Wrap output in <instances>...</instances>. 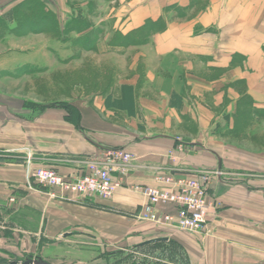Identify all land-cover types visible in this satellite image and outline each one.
Here are the masks:
<instances>
[{
	"label": "crops",
	"instance_id": "obj_1",
	"mask_svg": "<svg viewBox=\"0 0 264 264\" xmlns=\"http://www.w3.org/2000/svg\"><path fill=\"white\" fill-rule=\"evenodd\" d=\"M63 1L51 0L59 19L65 10L73 17L81 11L64 8ZM76 1L101 31L93 47L73 59L92 60L101 76L108 68V81L66 105L33 111L8 104L10 114L20 118L8 120L0 146L24 157L29 153L32 167H49L68 178L83 174L109 148H124L136 159L109 198L72 193L52 198L35 181L26 185L24 163L6 159L0 163V198L7 197L9 184L43 234L88 228L129 236L145 202L132 184H153L154 175L170 167L220 169L208 190L214 204L210 234L200 236L205 261L264 264V228L247 223L264 221V151L255 155L260 168L254 169L239 158L252 152L233 143L264 137V115L237 116L242 108L264 110V0ZM44 35L43 50L49 44L60 48V40ZM29 50L18 49L17 58L32 61Z\"/></svg>",
	"mask_w": 264,
	"mask_h": 264
},
{
	"label": "rangeland",
	"instance_id": "obj_2",
	"mask_svg": "<svg viewBox=\"0 0 264 264\" xmlns=\"http://www.w3.org/2000/svg\"><path fill=\"white\" fill-rule=\"evenodd\" d=\"M27 1L29 0H0V144L4 142L8 120L20 118L10 114L8 104H15V109L22 107L33 111L51 104L66 105L75 98L88 97L91 91L95 88L99 90L108 81V68H102L104 72L101 76L92 60L73 59L81 57L92 48L101 31L100 23L80 8L81 2L63 1L64 8L78 6L81 11L73 17L65 10L59 19L51 0H37L44 10L53 12L57 17L56 27L49 23L44 28L38 23L34 24L38 22L39 12L42 10L37 7L34 12L29 11L25 6ZM19 15L25 19L22 25L17 21ZM44 34L60 40V48H53L49 44V50H43L46 38ZM18 49H30L32 61L17 58ZM42 52L46 58L42 59ZM69 52L71 55H67ZM242 100L244 98L241 102ZM239 115L254 120L257 116L264 115V110L242 108L237 112V116ZM253 127L258 132L259 126L254 123ZM235 128L243 133V125L236 123ZM250 140L236 139L233 143L240 150L246 149L253 153L239 158L258 169L260 166L255 155L264 151V137L254 135ZM21 152L7 151L0 146V163L6 159L24 163V178L29 186L26 179L27 156L24 157ZM1 167L2 165L0 169H3ZM2 179L4 176L0 175V184L4 188ZM138 222L135 234L129 236H122L114 230L99 232L88 228L77 234L63 232L47 235V231L43 234L36 230L35 214L21 208L16 194L8 184L7 197L0 198V264H19L27 260H44L50 264H207L200 236L210 234L209 224L207 232L191 233L147 221ZM247 223L248 228H259L260 223L264 228V221L249 218ZM165 235L170 236L168 242L144 243ZM259 249L257 248L258 251ZM253 264L259 262L253 260Z\"/></svg>",
	"mask_w": 264,
	"mask_h": 264
},
{
	"label": "built area",
	"instance_id": "obj_3",
	"mask_svg": "<svg viewBox=\"0 0 264 264\" xmlns=\"http://www.w3.org/2000/svg\"><path fill=\"white\" fill-rule=\"evenodd\" d=\"M136 159L132 152L118 147L103 151L100 160L87 163L81 175L63 177L49 167L32 168L31 155L26 160V179L47 188L52 198L66 193L109 198L124 185L128 165ZM219 169L170 167L154 175L153 184H132L130 189L141 194L145 202L137 216L139 220L191 233L207 232L214 204L208 199L209 184Z\"/></svg>",
	"mask_w": 264,
	"mask_h": 264
},
{
	"label": "trees",
	"instance_id": "obj_4",
	"mask_svg": "<svg viewBox=\"0 0 264 264\" xmlns=\"http://www.w3.org/2000/svg\"><path fill=\"white\" fill-rule=\"evenodd\" d=\"M41 3L37 0H29L26 2L25 6L28 8V10L30 11H33L37 8V7H40V9L42 11H40L39 13V20L38 22H34V24H37L40 26V27H44L47 26L49 23L51 24V26L53 27H56V22H57V17L56 15L53 13V12H49L48 10H44L45 8H43V6L41 7L40 5ZM22 15V14H21ZM19 15L17 21H20L21 22V25L24 24L23 23V20L25 21V19ZM50 21V22H49ZM29 23V20L27 22V24ZM45 25V26H44ZM22 27V26H21ZM35 28V27H34ZM142 34H140L141 36ZM130 38V36H127ZM132 38V37H131ZM144 41V40H143Z\"/></svg>",
	"mask_w": 264,
	"mask_h": 264
},
{
	"label": "water",
	"instance_id": "obj_5",
	"mask_svg": "<svg viewBox=\"0 0 264 264\" xmlns=\"http://www.w3.org/2000/svg\"><path fill=\"white\" fill-rule=\"evenodd\" d=\"M167 238L165 237H159V238H154V239H151V240H148V241H145L144 243L147 244V243H154V242H158V241H166ZM19 264H50L49 262L47 261H44V260H35V261H23Z\"/></svg>",
	"mask_w": 264,
	"mask_h": 264
}]
</instances>
